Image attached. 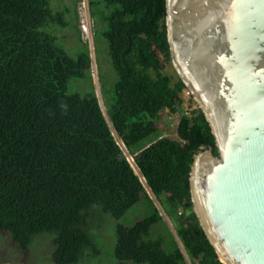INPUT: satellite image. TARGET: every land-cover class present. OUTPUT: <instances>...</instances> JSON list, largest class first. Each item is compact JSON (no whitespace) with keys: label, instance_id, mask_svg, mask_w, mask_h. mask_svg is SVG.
Listing matches in <instances>:
<instances>
[{"label":"trees","instance_id":"obj_1","mask_svg":"<svg viewBox=\"0 0 264 264\" xmlns=\"http://www.w3.org/2000/svg\"><path fill=\"white\" fill-rule=\"evenodd\" d=\"M52 1L0 0V229L24 252L36 234L54 233L52 264H79L84 247L94 246L88 231L94 204L121 218L146 200L149 216L118 224L116 257L189 264L180 247L168 252L162 237L148 238L165 221L150 189L191 261L225 264L194 210L190 187L198 151L213 147L218 154L205 112L182 114L178 139L158 126L165 111H183L186 87L164 72L172 60L166 0H89L91 15L105 24L96 39L107 40L119 76L109 118L94 84L86 95L69 92L73 77H91L92 57L88 43L74 57L45 29L68 24Z\"/></svg>","mask_w":264,"mask_h":264},{"label":"water","instance_id":"obj_2","mask_svg":"<svg viewBox=\"0 0 264 264\" xmlns=\"http://www.w3.org/2000/svg\"><path fill=\"white\" fill-rule=\"evenodd\" d=\"M166 7L172 60L218 149L195 156L194 210L222 262L264 264V0Z\"/></svg>","mask_w":264,"mask_h":264},{"label":"rangeland","instance_id":"obj_3","mask_svg":"<svg viewBox=\"0 0 264 264\" xmlns=\"http://www.w3.org/2000/svg\"><path fill=\"white\" fill-rule=\"evenodd\" d=\"M52 8L56 12H66L65 19L68 23L66 26L50 23L45 28L57 37L58 44L74 57H77L83 49L87 48L85 43H88L91 52V77H73L70 80L69 92L86 95L91 91L94 84L102 108L109 118L108 109L113 102V90L119 76L113 65L107 40L102 35H98L96 39V30L102 29L105 25L104 22L101 21L99 15L96 17L91 15L89 0H53ZM164 72L171 75L174 81L180 77L173 60L165 63ZM181 113L164 112L162 119L158 121V126L163 135L173 139L179 138L177 127ZM148 142L149 139L144 140L142 146ZM119 143L131 163H135L133 156L123 142L119 140ZM206 149L201 148L197 154ZM143 181L146 182L145 178ZM149 192L165 221L154 225L148 238L162 237L166 251L171 252L180 247L189 264H200L198 260L195 263L191 261L178 236L175 222L166 214L157 196L150 189ZM151 213V205L146 200L138 202L121 218H116L111 213L104 211L100 204H94L90 212L91 218L88 226L94 246L84 247L79 264H145L121 261L116 257V229L118 224L132 226ZM54 236V233L48 231L36 234L30 249L24 252L9 231L0 229V264H52L55 249Z\"/></svg>","mask_w":264,"mask_h":264},{"label":"built area","instance_id":"obj_4","mask_svg":"<svg viewBox=\"0 0 264 264\" xmlns=\"http://www.w3.org/2000/svg\"><path fill=\"white\" fill-rule=\"evenodd\" d=\"M181 99H182V103H183V111L181 113V116L184 113L189 114L192 110L201 108V105H200L199 101L196 99L193 91L187 85L181 93ZM181 116H180V118H181Z\"/></svg>","mask_w":264,"mask_h":264},{"label":"bare ground","instance_id":"obj_5","mask_svg":"<svg viewBox=\"0 0 264 264\" xmlns=\"http://www.w3.org/2000/svg\"><path fill=\"white\" fill-rule=\"evenodd\" d=\"M133 164H134V166H135V168H136V170H138L139 171V168H138V166L133 162ZM149 189V188H148Z\"/></svg>","mask_w":264,"mask_h":264}]
</instances>
